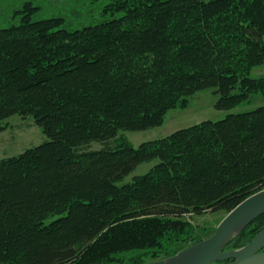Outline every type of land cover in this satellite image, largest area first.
<instances>
[{
  "label": "trees",
  "instance_id": "1",
  "mask_svg": "<svg viewBox=\"0 0 264 264\" xmlns=\"http://www.w3.org/2000/svg\"><path fill=\"white\" fill-rule=\"evenodd\" d=\"M35 11L25 2L0 28V120L31 115L47 136L0 159V264L163 259L192 241L186 215H225L264 189V105L115 142L203 88L216 87L218 109L264 96V77L249 76L264 63V0H111L103 13L118 16L72 30ZM262 228L264 213L223 249Z\"/></svg>",
  "mask_w": 264,
  "mask_h": 264
},
{
  "label": "rangeland",
  "instance_id": "2",
  "mask_svg": "<svg viewBox=\"0 0 264 264\" xmlns=\"http://www.w3.org/2000/svg\"><path fill=\"white\" fill-rule=\"evenodd\" d=\"M28 1H32L33 5L36 6V11L31 17L32 20L51 17L62 18V27L70 30L105 22L113 16L119 15L103 13L104 6L111 0H0V28L18 24L20 14L17 13V10ZM249 76L253 78L264 77V63L253 66L249 71ZM217 100L216 87L200 89L188 96L186 106L179 105L168 109L160 125L144 130H121L115 142L128 141L136 147L142 142L165 137L178 129L204 120H219L227 114L249 111L264 105V96L260 92L252 93L246 101L230 109L216 108ZM45 140H47V136L31 115H12L0 120V159L17 155ZM101 146L100 142H93L91 147L98 149ZM157 161L154 159L139 164L117 184L121 185L131 181L136 175L147 173ZM223 216V212L211 211H206L201 215H186V219L194 226L193 239L188 243H177V250L181 251L213 234Z\"/></svg>",
  "mask_w": 264,
  "mask_h": 264
},
{
  "label": "water",
  "instance_id": "3",
  "mask_svg": "<svg viewBox=\"0 0 264 264\" xmlns=\"http://www.w3.org/2000/svg\"><path fill=\"white\" fill-rule=\"evenodd\" d=\"M264 213V189L227 212L210 236L176 254L144 264H264V228L242 247L224 250L229 240Z\"/></svg>",
  "mask_w": 264,
  "mask_h": 264
}]
</instances>
